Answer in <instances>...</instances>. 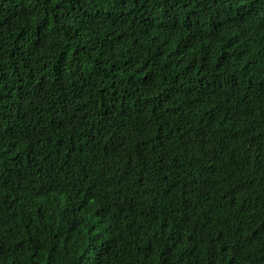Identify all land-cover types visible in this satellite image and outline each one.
Wrapping results in <instances>:
<instances>
[{
	"label": "trees",
	"instance_id": "16d2710c",
	"mask_svg": "<svg viewBox=\"0 0 264 264\" xmlns=\"http://www.w3.org/2000/svg\"><path fill=\"white\" fill-rule=\"evenodd\" d=\"M0 264H264V0H0Z\"/></svg>",
	"mask_w": 264,
	"mask_h": 264
}]
</instances>
